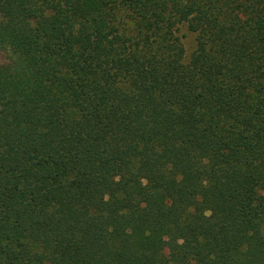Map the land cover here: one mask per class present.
Returning a JSON list of instances; mask_svg holds the SVG:
<instances>
[{"label":"trees","instance_id":"16d2710c","mask_svg":"<svg viewBox=\"0 0 264 264\" xmlns=\"http://www.w3.org/2000/svg\"><path fill=\"white\" fill-rule=\"evenodd\" d=\"M263 227L264 0H0V264H264Z\"/></svg>","mask_w":264,"mask_h":264},{"label":"rangeland","instance_id":"374dc122","mask_svg":"<svg viewBox=\"0 0 264 264\" xmlns=\"http://www.w3.org/2000/svg\"><path fill=\"white\" fill-rule=\"evenodd\" d=\"M178 36L180 37L181 43L185 49V61H188L195 49V35L188 32L185 26H180Z\"/></svg>","mask_w":264,"mask_h":264}]
</instances>
